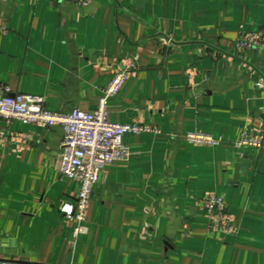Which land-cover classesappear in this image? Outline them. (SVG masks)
I'll list each match as a JSON object with an SVG mask.
<instances>
[{"label": "crops", "instance_id": "1", "mask_svg": "<svg viewBox=\"0 0 264 264\" xmlns=\"http://www.w3.org/2000/svg\"><path fill=\"white\" fill-rule=\"evenodd\" d=\"M0 96L95 111L151 130L100 172L74 235L79 183L60 172L63 128L0 117V261L18 264H264V0H0ZM220 140L192 143L187 134ZM264 143V140H263ZM223 196L234 235L211 234L201 201Z\"/></svg>", "mask_w": 264, "mask_h": 264}, {"label": "built area", "instance_id": "2", "mask_svg": "<svg viewBox=\"0 0 264 264\" xmlns=\"http://www.w3.org/2000/svg\"><path fill=\"white\" fill-rule=\"evenodd\" d=\"M4 31L0 28V32ZM264 46V30L243 32L238 47L243 50H255ZM128 77L126 69L118 71L111 84L103 90L99 105L95 111L79 108L68 112L51 111L45 105L41 95L12 93L3 88L0 96V117L7 122L20 120L34 123L42 128L61 126L64 136L60 147V172L65 178L74 179L80 189L74 204V235L76 238L88 232L87 209L92 199L100 172L109 163L125 160L130 154L123 137L151 130L141 124H121L109 120L108 99L117 94ZM264 86V83H260ZM192 143L217 144L219 139L199 133L187 134ZM264 136L245 130L242 139L235 142L236 147L254 146L264 148ZM201 207L208 218L211 234L234 235L238 228L234 225L223 196L209 194L201 201ZM0 264H18L16 261L2 260Z\"/></svg>", "mask_w": 264, "mask_h": 264}]
</instances>
